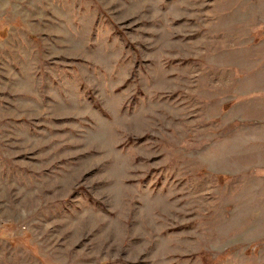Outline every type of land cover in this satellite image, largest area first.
I'll return each mask as SVG.
<instances>
[{"label": "rangeland", "instance_id": "rangeland-1", "mask_svg": "<svg viewBox=\"0 0 264 264\" xmlns=\"http://www.w3.org/2000/svg\"><path fill=\"white\" fill-rule=\"evenodd\" d=\"M0 264H264V0H0Z\"/></svg>", "mask_w": 264, "mask_h": 264}]
</instances>
